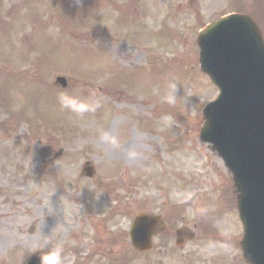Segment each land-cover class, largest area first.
Returning a JSON list of instances; mask_svg holds the SVG:
<instances>
[{"label":"rangeland","instance_id":"obj_1","mask_svg":"<svg viewBox=\"0 0 264 264\" xmlns=\"http://www.w3.org/2000/svg\"><path fill=\"white\" fill-rule=\"evenodd\" d=\"M0 1V70L14 69L0 71V264L56 248L62 264H244L231 172L199 135L218 89L196 38L229 0H185L171 17L165 5L178 0H128L129 9L118 6L127 0H87L80 10L74 0ZM260 4L245 11L255 16ZM87 89L100 100L95 112L61 108L60 92L84 98ZM87 160L92 178L82 174ZM140 211L166 221L146 253L128 232ZM183 225L198 235L180 248Z\"/></svg>","mask_w":264,"mask_h":264},{"label":"water","instance_id":"obj_2","mask_svg":"<svg viewBox=\"0 0 264 264\" xmlns=\"http://www.w3.org/2000/svg\"><path fill=\"white\" fill-rule=\"evenodd\" d=\"M201 67L220 89L204 110L201 136L210 141L234 174L246 227L245 256L264 264V41L255 22L233 14L210 24L199 36ZM64 85V78H59ZM157 217L138 215L131 231L135 246H150ZM152 228V229H151ZM188 228L178 230V240ZM34 255L30 264H40Z\"/></svg>","mask_w":264,"mask_h":264},{"label":"clouds","instance_id":"obj_3","mask_svg":"<svg viewBox=\"0 0 264 264\" xmlns=\"http://www.w3.org/2000/svg\"><path fill=\"white\" fill-rule=\"evenodd\" d=\"M75 6L80 10L83 8L84 0H74ZM173 93H175L176 85L171 86ZM80 90H78L79 92ZM170 103H175V95L170 94ZM58 101L63 109L69 110L77 116H83L89 112H95L100 107V100L97 98V93L93 89H87V95L81 98L80 95L69 94L67 91L58 94ZM115 144V140L111 141ZM46 244L41 245V249L46 248ZM41 264H62V253L59 248L39 252Z\"/></svg>","mask_w":264,"mask_h":264},{"label":"bare ground","instance_id":"obj_4","mask_svg":"<svg viewBox=\"0 0 264 264\" xmlns=\"http://www.w3.org/2000/svg\"><path fill=\"white\" fill-rule=\"evenodd\" d=\"M139 58L141 59V58H142V56H139Z\"/></svg>","mask_w":264,"mask_h":264}]
</instances>
